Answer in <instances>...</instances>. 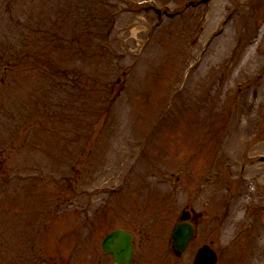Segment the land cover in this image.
<instances>
[{
  "label": "rangeland",
  "instance_id": "rangeland-1",
  "mask_svg": "<svg viewBox=\"0 0 264 264\" xmlns=\"http://www.w3.org/2000/svg\"><path fill=\"white\" fill-rule=\"evenodd\" d=\"M20 219L24 264H113L116 229L264 264V0H0V264Z\"/></svg>",
  "mask_w": 264,
  "mask_h": 264
},
{
  "label": "water",
  "instance_id": "water-1",
  "mask_svg": "<svg viewBox=\"0 0 264 264\" xmlns=\"http://www.w3.org/2000/svg\"><path fill=\"white\" fill-rule=\"evenodd\" d=\"M188 219L189 215L183 213L181 220ZM193 235L191 224L185 222L175 226L172 233V249L176 256H181L185 252ZM102 248L107 255L112 256L114 264H133L135 247L130 233L123 230L111 232L104 240ZM216 262V254L208 246H204L198 250L194 264H216Z\"/></svg>",
  "mask_w": 264,
  "mask_h": 264
},
{
  "label": "flooded vegetation",
  "instance_id": "flooded-vegetation-1",
  "mask_svg": "<svg viewBox=\"0 0 264 264\" xmlns=\"http://www.w3.org/2000/svg\"><path fill=\"white\" fill-rule=\"evenodd\" d=\"M190 212H191V214H190V222L194 225L195 228H197L198 220L201 219V217L200 216H196L194 214L193 210H191Z\"/></svg>",
  "mask_w": 264,
  "mask_h": 264
}]
</instances>
